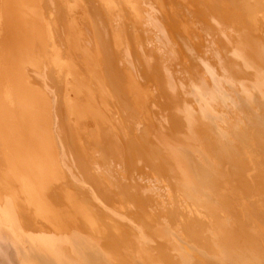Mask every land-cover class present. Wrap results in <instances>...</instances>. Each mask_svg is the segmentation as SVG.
Returning <instances> with one entry per match:
<instances>
[{
	"label": "bare ground",
	"instance_id": "6f19581e",
	"mask_svg": "<svg viewBox=\"0 0 264 264\" xmlns=\"http://www.w3.org/2000/svg\"><path fill=\"white\" fill-rule=\"evenodd\" d=\"M0 264H264V0H0Z\"/></svg>",
	"mask_w": 264,
	"mask_h": 264
}]
</instances>
